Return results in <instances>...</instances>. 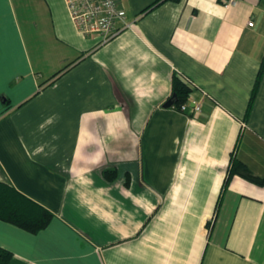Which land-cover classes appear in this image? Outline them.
<instances>
[{
  "label": "crops",
  "instance_id": "0c3cea01",
  "mask_svg": "<svg viewBox=\"0 0 264 264\" xmlns=\"http://www.w3.org/2000/svg\"><path fill=\"white\" fill-rule=\"evenodd\" d=\"M16 1L0 0V180L52 218L0 220L10 264H264V185L224 183L233 157L264 178V0H116L130 25L105 42L63 0ZM176 73L200 112L162 107Z\"/></svg>",
  "mask_w": 264,
  "mask_h": 264
},
{
  "label": "trees",
  "instance_id": "16d2710c",
  "mask_svg": "<svg viewBox=\"0 0 264 264\" xmlns=\"http://www.w3.org/2000/svg\"><path fill=\"white\" fill-rule=\"evenodd\" d=\"M162 1L164 0H155L142 11L145 12ZM263 67L264 54L250 101L253 100L256 94ZM192 90V86L185 79L184 75L180 73L174 74L172 79V95L176 96V101L173 104V107L175 109H180L182 104L188 102ZM103 173L108 179H112L115 175L113 169H105ZM235 174L258 185H264L263 177L254 175L245 164L233 157L227 169V176L224 183L226 184L227 180ZM51 218L52 213L49 210L22 194L13 186L0 180V220L11 223L28 232L36 233L45 228ZM11 258L12 253L0 247V264H10Z\"/></svg>",
  "mask_w": 264,
  "mask_h": 264
},
{
  "label": "built area",
  "instance_id": "2783aa9c",
  "mask_svg": "<svg viewBox=\"0 0 264 264\" xmlns=\"http://www.w3.org/2000/svg\"><path fill=\"white\" fill-rule=\"evenodd\" d=\"M63 1L76 29L83 35L97 34L100 37V42L111 39L130 25L126 20L125 11L118 5L116 0ZM234 2L235 0H223L222 4L228 6ZM253 24L252 21H248L249 26H253ZM185 79L192 88H195L194 83L189 78L185 77ZM190 106L194 113L200 112V103L193 99L182 104L180 109L177 108V110L184 113Z\"/></svg>",
  "mask_w": 264,
  "mask_h": 264
},
{
  "label": "water",
  "instance_id": "95a60500",
  "mask_svg": "<svg viewBox=\"0 0 264 264\" xmlns=\"http://www.w3.org/2000/svg\"><path fill=\"white\" fill-rule=\"evenodd\" d=\"M175 101H176V96L171 95V97L166 102L163 103L162 107L164 108L172 107ZM191 106H193V104H191Z\"/></svg>",
  "mask_w": 264,
  "mask_h": 264
},
{
  "label": "rangeland",
  "instance_id": "374dc122",
  "mask_svg": "<svg viewBox=\"0 0 264 264\" xmlns=\"http://www.w3.org/2000/svg\"><path fill=\"white\" fill-rule=\"evenodd\" d=\"M17 1L16 0H14V3H16Z\"/></svg>",
  "mask_w": 264,
  "mask_h": 264
}]
</instances>
